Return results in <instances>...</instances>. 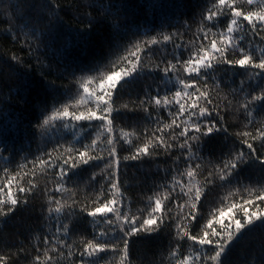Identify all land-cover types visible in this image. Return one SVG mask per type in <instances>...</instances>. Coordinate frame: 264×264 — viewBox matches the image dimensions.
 <instances>
[{"label":"snow or ice","instance_id":"6c2138e0","mask_svg":"<svg viewBox=\"0 0 264 264\" xmlns=\"http://www.w3.org/2000/svg\"><path fill=\"white\" fill-rule=\"evenodd\" d=\"M0 6L3 32L28 57L5 61L11 73L26 75L20 70L31 69V58L52 69L44 63L51 57L70 81L63 92L54 81L41 84L45 100L27 129L34 151L9 142L19 122L0 127V223L29 210L41 181L45 197L35 245H5L0 264H133L136 241L158 237L167 240V264H226L245 232L264 229V0H203L190 14L137 31L134 20L116 18L98 56L83 32H64L62 0ZM84 22L91 32L94 19ZM146 77L152 84L124 99ZM124 112L139 121L118 135ZM228 112L241 130H229ZM214 140L218 153L209 150ZM121 152L125 167L150 162V194L136 211L122 190ZM221 191L240 199L210 200ZM246 264H264V245Z\"/></svg>","mask_w":264,"mask_h":264},{"label":"trees","instance_id":"16d2710c","mask_svg":"<svg viewBox=\"0 0 264 264\" xmlns=\"http://www.w3.org/2000/svg\"><path fill=\"white\" fill-rule=\"evenodd\" d=\"M7 3V0H3ZM203 0H155V7H149V0H62V6L65 12L62 13L64 21V32L69 35L83 32L85 47L92 55H100V50L105 37L111 32V25L119 18L123 24L125 20L135 21L132 31L143 30L144 28H157L165 20H175L179 13L190 14L197 4H202ZM94 4V7H89ZM111 4L113 7L110 12L105 5ZM7 9L0 6V12ZM107 13V14H106ZM111 13H117V17H113ZM83 18V19H81ZM92 18L95 26L91 32L87 30V24L84 22ZM183 19V17H180ZM7 23L0 19V89L3 90L0 95V127L5 125L12 126L19 122V126L12 128L9 132L8 140L12 145L22 146L26 151L35 150V143L29 144L28 131L29 122L38 114L41 103L45 100V89L41 87L42 83L55 82V85L61 92L66 89L70 81L67 78H60L59 69L56 67L55 59L49 58L45 60V65L52 64L53 68L37 64L34 58H31L32 67H25L20 71L26 75H15L8 69L5 61H10L13 54L27 57L26 51L20 50L19 44H14L11 37L3 32L7 28ZM173 29H168L172 31ZM195 26H193V32ZM65 37H61V42ZM185 42H190L191 34L183 37ZM171 50V49H169ZM42 73H48L46 77ZM152 84V80L147 77L141 80L137 85L130 87L124 92V99L130 94L135 96L142 89ZM20 92V95L17 92ZM30 90V91H29ZM21 95L23 99H21ZM223 95V93H221ZM124 100L118 99L117 105L120 106ZM139 113L124 112L116 121L117 134L123 128L127 132H135V123L139 121ZM225 121L229 126V130L233 133L238 128L231 127L236 123L237 117L234 113H225ZM139 131L143 132V124L141 123ZM135 139V136H133ZM220 140H214L209 144V150L214 153L220 151ZM125 147H127L125 145ZM106 154V153H105ZM127 152H121V175L120 181L123 185L125 196L131 201L133 211L144 208L147 202L148 189L151 187L152 181L148 177L147 169L150 162L140 164L135 161H128L127 167L124 166L123 157ZM2 165V162H0ZM101 167H103L101 165ZM100 169L97 168L96 171ZM43 181L40 182L41 190L34 197L29 210H21L14 217L8 220L7 224L0 223V248L7 245L12 251H15L17 244L28 246L35 245V237L37 233L33 231L38 225L39 207L45 202L43 192ZM84 192H81L83 198ZM221 197H227L225 204H229L233 199L239 200L240 196H227L226 192L210 193V200H217ZM127 203V201H126ZM35 209L33 211L32 209ZM209 209L205 208V214ZM82 230L89 232L90 226L82 225ZM264 245V229L254 228L245 232L241 238L236 241L226 258V264H246L252 255L259 256L260 248ZM161 249H164L161 252ZM167 240L164 237H158L153 240H137L132 247L133 264H152L153 260L159 261L165 259L167 264ZM24 264V262H20Z\"/></svg>","mask_w":264,"mask_h":264}]
</instances>
